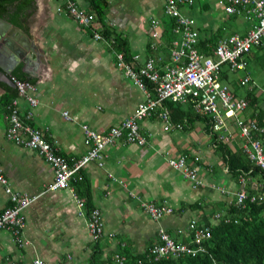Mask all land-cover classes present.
<instances>
[{"label": "crops", "instance_id": "obj_1", "mask_svg": "<svg viewBox=\"0 0 264 264\" xmlns=\"http://www.w3.org/2000/svg\"><path fill=\"white\" fill-rule=\"evenodd\" d=\"M99 1L104 4L101 17L95 15L89 0H73L78 9L93 15L92 28L77 25L59 0H33L32 13L24 23L26 33L18 28L26 36L29 50L13 69L18 67L33 80L30 84L35 87L37 105L30 110V124L66 159L87 151L82 125L103 134L130 116L144 99L143 92L115 65L114 52L121 51L114 42L126 50V54L122 52L126 59L137 56L140 65L152 58L161 68L170 65L169 50L179 40L172 31L164 33L170 18L163 14L160 0ZM224 4L225 0H192L190 6L180 8L194 22L199 51L200 43L211 51L219 40L243 36L250 29L251 20L225 14ZM93 31L105 41L93 40ZM245 61L243 72H230L222 66L220 72L225 71L226 77L218 81L246 101L247 107L238 117H262L258 125L264 128V88L257 89L251 78V72L256 78L257 68H264V46L251 48ZM235 73L241 76L232 79L229 75ZM245 76L250 86L243 96H237V85ZM3 93L0 88V96ZM13 100L21 113L29 110L23 98L17 95ZM179 105L193 111L188 105ZM193 112L188 121L171 118L183 125L179 131L163 130L156 114L141 120L139 129L146 138L143 146L117 141L105 149L102 167L88 163L70 180L69 189L49 192L45 189L52 180L51 168L35 152L5 138L6 115L0 111V170L12 190L36 198L22 212L23 247L15 246L9 231H0V264H31L35 258L45 264H110L114 254L126 261V254L145 253L156 242L159 229L176 242L188 243L189 222L215 224L214 216L223 215L233 205L240 175L234 179L217 146L223 144L245 164V141L239 132L235 135L234 123L225 119L230 140L213 142L206 120ZM179 157L195 169L199 180L195 188L168 165L169 159ZM245 178L247 191L258 183ZM73 196L84 202L82 216L77 214ZM140 202L163 204L171 212L153 220L139 207ZM8 206L0 185V211ZM91 209H97L102 220V235L95 241L85 228Z\"/></svg>", "mask_w": 264, "mask_h": 264}, {"label": "built area", "instance_id": "obj_2", "mask_svg": "<svg viewBox=\"0 0 264 264\" xmlns=\"http://www.w3.org/2000/svg\"><path fill=\"white\" fill-rule=\"evenodd\" d=\"M72 20L83 28H92L94 17L91 13L78 9L73 0H59ZM162 12L173 22L172 33L179 37L172 43L169 50L170 65L161 68L157 61L146 58L137 65V56L126 59L122 52H114L115 65L122 70L125 79L130 81L144 94L130 116L124 118L118 125L109 128L105 133L98 134L86 125L81 126L87 151L78 158L66 159L58 154L55 148L43 138L41 132L30 124L31 108L37 105L34 97L35 87L28 82L11 80L17 95L30 107L21 113L17 100L8 106L5 138L17 146L35 152L51 168L52 180L46 186V191L56 192L69 189V182L88 163L102 167L106 158L105 149L122 141L136 146L146 143L145 135L139 129L141 120L156 114L162 122V129L182 130L183 125L172 121L165 102L188 105L192 110L204 116L209 122V134L215 136L216 143H226L230 140L225 127V119L234 123L239 136L245 141L243 151L247 160L264 172V128L253 119H239L247 103L236 98L225 85L218 81L222 66L228 71H245V56L251 48L264 46V0H225L223 11L227 15H242L251 20L250 29L243 36L231 35L218 41L211 50L212 56H206L197 48L198 33L191 18L180 13V8L190 6L192 0H160ZM152 24L156 22L151 21ZM156 36L154 33L152 37ZM95 41L105 39L97 32H92ZM248 77H242L240 85H246ZM264 112V105L262 107ZM67 119L66 114H63ZM68 120V119H67ZM193 161H196L194 158ZM168 165L177 170L182 179L195 188L199 185L197 173L183 157L169 159ZM244 174L237 179V190L234 193L233 206L243 208L248 203L264 201L262 186L253 183L246 190ZM0 185L7 196L9 206L0 211V231L7 230L11 234L15 246L21 248L25 243L21 235L25 226L23 210L36 198L12 190L0 170ZM74 195V194H73ZM77 214L82 216L84 202L73 196ZM139 207L153 220L171 212L168 206L152 202H140ZM221 215L214 219L219 221ZM227 222V219H225ZM85 228L90 238L95 241L102 235V220L97 209H91L85 217ZM186 230L189 242H176L162 229L158 230L157 240L147 249V254L155 261L183 256L194 257L205 252L204 242L210 237V227L197 225L195 221L188 223ZM31 264H45L40 259H33ZM110 264H125L124 258L114 254Z\"/></svg>", "mask_w": 264, "mask_h": 264}, {"label": "trees", "instance_id": "obj_3", "mask_svg": "<svg viewBox=\"0 0 264 264\" xmlns=\"http://www.w3.org/2000/svg\"><path fill=\"white\" fill-rule=\"evenodd\" d=\"M89 3L92 5L95 15L101 17L104 4L100 3L99 0H89ZM32 10L33 0H0V18L25 33L24 23ZM172 26V20L168 19L165 22L164 33L169 35ZM114 45L126 54V50L120 47L121 45L116 42H114ZM199 49L204 55L211 56V51L205 50L203 43H200ZM8 76L10 80L33 83V80L19 72L18 67H15ZM225 77V71L219 72V81ZM0 88L4 92L0 96V111L7 115L6 108L16 98L17 92L15 88L1 81ZM164 104L174 121H180L184 118L188 121L190 119L188 115L193 112L189 108H182L177 103L165 102ZM193 114L196 113L193 112ZM204 119L208 128V119L205 117ZM261 119L262 117H255L254 120L260 125ZM214 141L215 136H213ZM217 148L223 157L227 170L234 179L242 173L244 176L256 180L257 184L262 186L261 191L264 193V172L249 162L244 164L240 155L231 154L223 144L219 143ZM75 179L77 181L76 176ZM221 216L219 221L210 226V237L203 244L205 248L203 254L194 257L183 256L177 259L168 258L154 261L146 251L136 256L123 254L126 257L125 264H264V201L260 203H248L246 201L243 208L240 209L230 205ZM225 219H227V222H225Z\"/></svg>", "mask_w": 264, "mask_h": 264}, {"label": "water", "instance_id": "obj_4", "mask_svg": "<svg viewBox=\"0 0 264 264\" xmlns=\"http://www.w3.org/2000/svg\"><path fill=\"white\" fill-rule=\"evenodd\" d=\"M26 36L15 26L0 18V79L12 87L7 78L13 67L25 60L29 50Z\"/></svg>", "mask_w": 264, "mask_h": 264}, {"label": "rangeland", "instance_id": "obj_5", "mask_svg": "<svg viewBox=\"0 0 264 264\" xmlns=\"http://www.w3.org/2000/svg\"><path fill=\"white\" fill-rule=\"evenodd\" d=\"M257 71H258L259 74L256 76V78L254 77L253 72H251V78L254 79L255 83H253V84L257 87V89L260 90V89L264 88V68L263 69L257 68ZM229 76L232 79L233 78L237 79V77L239 78L241 76V73H239V74L235 73V75H229ZM249 76H250V74H249ZM248 79H249V77H248ZM249 86H250L249 81L246 83V85H242V86L240 85L239 86V84H238L237 85V90H236L237 96H243L245 94V92L248 90ZM239 119H241V118L239 117ZM235 135H238V131L236 132ZM239 144H242V143L239 142ZM250 164L253 165L252 163H250Z\"/></svg>", "mask_w": 264, "mask_h": 264}]
</instances>
